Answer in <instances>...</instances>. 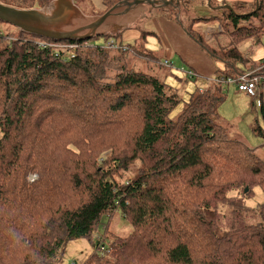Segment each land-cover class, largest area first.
Wrapping results in <instances>:
<instances>
[{
	"label": "trees",
	"instance_id": "obj_1",
	"mask_svg": "<svg viewBox=\"0 0 264 264\" xmlns=\"http://www.w3.org/2000/svg\"><path fill=\"white\" fill-rule=\"evenodd\" d=\"M50 1L0 0L22 9ZM117 1L102 0L101 12ZM167 18L177 22L173 8ZM197 20L217 22L212 40L230 37L215 48L183 26L222 62L217 73L236 77L264 65L247 67L239 49L264 36V0L248 13L221 9ZM14 29L0 32V264H61L66 243L90 240L100 225L103 233L81 264H264V200L247 204L255 188L264 196V161L216 121L222 84L195 88L182 100L168 78L128 67L132 56L157 59L142 54L136 40L123 43L121 33L84 45ZM109 39L118 47H105ZM71 43L78 47L56 46ZM169 73L177 84L184 78ZM255 75L264 79V67ZM262 129L255 131L264 139ZM108 212L132 231L110 232ZM100 244L107 251L99 254Z\"/></svg>",
	"mask_w": 264,
	"mask_h": 264
},
{
	"label": "rangeland",
	"instance_id": "obj_2",
	"mask_svg": "<svg viewBox=\"0 0 264 264\" xmlns=\"http://www.w3.org/2000/svg\"><path fill=\"white\" fill-rule=\"evenodd\" d=\"M210 0H173L172 4L166 5L163 8H150L148 15L145 19L138 21L136 26L138 27L139 33L144 30H150L156 34V36L149 35L144 41L140 38H137L135 41L136 48L142 53L149 56H153L157 59L156 63L146 61V57L132 56L128 61V67L136 71L150 72L160 79H169L176 86V91L182 100L187 98V94H190L194 87V82L189 80L185 74L182 73L183 79L177 84V79L174 78L169 73V69L159 63L164 62L165 60H171L176 63L181 68V62L179 60V55L172 53V56L166 52L169 50L176 51L179 49V45L174 43V40L169 37L166 43L163 41L161 25L164 26V22H169L167 16H169V10L174 9L177 16V22H174L177 26L183 29L184 27H190L194 32L205 33L207 26L202 20L194 21L195 18L205 17L211 15H218L221 11V6L227 5L230 7L229 10L237 14L248 13L252 10L253 4L256 2H234V0H224L227 2L219 3L216 0H212L213 3L219 5L208 6ZM220 2L223 0H219ZM78 6L82 11L87 15H96L102 13L104 6L102 0H76ZM204 3V4H200ZM43 7V6H42ZM40 8V7H35ZM213 11V14L210 15L209 9ZM156 18L157 20H154ZM217 22H211V25L216 29ZM157 29L158 32L155 30ZM0 32L3 34L15 33L16 30L14 26L8 25V23H0ZM209 37L212 36L211 32L208 34ZM106 36H100L92 39V42L98 44L102 41H105ZM212 47L218 48L219 45H228L230 43V37L226 34L219 35L216 39L209 42ZM197 45V44H196ZM198 46V45H197ZM199 47V46H198ZM252 48L251 51L248 49ZM241 52L247 54L248 61L246 63L247 67L256 64L264 63V36L261 37L260 43L253 44L251 41L247 43H242L239 45ZM214 69H223L224 65L219 60L213 61ZM242 66V65H241ZM176 67V68H178ZM175 69V68H174ZM214 71V72H215ZM175 74H178V71H174ZM206 83V79L210 78L209 76L202 77ZM262 84L260 85V96L255 99H251L246 96L244 93L237 90L236 85H222L225 94V100H223L217 106V113L219 119L216 120L224 127H226L227 133L234 139L241 141L246 144L250 149L254 150V153L257 157L264 161V139L260 134L255 131V128H264V79L261 78ZM207 85V84H206ZM188 90H185V88ZM191 90V91H190ZM239 93L238 95H236ZM263 105V110H261V105ZM183 107V102L178 104V106L170 114V118H175L177 114L180 113ZM263 130V129H262ZM1 135V131H0ZM136 168L133 167L130 170V175L134 176ZM37 178L36 174L29 175L28 179L32 182ZM264 196L262 191L259 188L254 189V196L247 201V204L253 208H256L257 205L263 202ZM108 218L112 217L110 224L108 226L109 231L113 232L117 236H126L132 231V227L127 223L119 213L108 212ZM104 218V222L106 221ZM250 219V218H249ZM108 221V220H107ZM107 224V223H106ZM103 227L99 226L98 230L92 235L91 239H73L66 243L64 252L61 257V264H81L93 251V243L99 236L103 233ZM107 229V225H106ZM184 235L186 237H192L193 232L190 233L189 230L184 229ZM204 238V237H203ZM208 238V237H207ZM210 240V237L208 238ZM201 240V239H200ZM199 242V241H198ZM208 244L207 242H204ZM197 246L199 243L196 244ZM216 245V244H215ZM97 248L98 253L100 254L103 251H107L106 247Z\"/></svg>",
	"mask_w": 264,
	"mask_h": 264
},
{
	"label": "water",
	"instance_id": "obj_3",
	"mask_svg": "<svg viewBox=\"0 0 264 264\" xmlns=\"http://www.w3.org/2000/svg\"><path fill=\"white\" fill-rule=\"evenodd\" d=\"M76 0H51L40 8L22 9L0 2V21L21 32L53 41L117 36L146 18L150 8H163L173 0H118L106 11L87 15ZM221 9L229 10L223 5ZM247 191L245 188L244 192Z\"/></svg>",
	"mask_w": 264,
	"mask_h": 264
},
{
	"label": "crops",
	"instance_id": "obj_4",
	"mask_svg": "<svg viewBox=\"0 0 264 264\" xmlns=\"http://www.w3.org/2000/svg\"><path fill=\"white\" fill-rule=\"evenodd\" d=\"M240 1L249 3L250 1L253 2L254 0H234V2H240ZM216 2L224 3L227 1L223 0L220 2L219 0H216ZM200 4H204V3H200ZM211 4L214 5L215 3H213V1L211 0ZM215 5H219V4L217 3ZM209 11H210V15L213 14V11L211 10V8L209 9ZM220 14H221V11L219 12V15ZM154 20H157V19L154 18ZM174 22H173V20H169V22H164L165 23L164 26L161 25L160 27L162 30V37H163L164 43H166L170 37L174 40V43L179 45V49H177L176 51L169 50L166 53L169 54L170 56H172V53L178 54L179 60L181 62V64H180L181 68L179 69L178 65L171 60H167L168 61L167 67L170 70H173V72L178 71V70H184L186 72V71L190 70L193 73H195L194 77H192V79H189V80L194 82V87L192 90L197 88L199 91H200V89H202V91L204 92L208 87L212 86L211 85L212 82H210L209 78H208V79H206V83H205V81L203 80L202 77H204V76L212 77V76H215L218 73H220V72L217 73L218 69H216V71L214 69L213 61H215V60L209 58L205 54V52L202 51L196 45V43L194 41H192L189 38V36L186 35L185 31L182 28H180L179 26H177ZM155 30L158 32L157 29H155ZM214 30H216L214 27L207 26V28L205 29V33H204V38L206 41H208V42L212 41V36L209 37L208 34L210 32L212 34V32ZM144 31H146L148 33L146 38L149 35L156 36V34L150 30H144ZM121 34H122L121 35V41L123 43L124 42L125 43L126 42L131 43L140 37V33L138 31L137 26H135V28H133V29L125 30ZM248 50H252V48L251 49L249 48ZM243 54L245 55V53H243ZM246 56H247V54H246ZM169 62H171V63H169ZM161 63L163 64L162 61H161ZM176 67H178V68H176ZM185 72H182V73L184 74ZM182 73L179 72L177 75L183 76ZM185 90H188V88L186 87ZM238 94L239 93H237L236 95H238ZM262 109H263V105H262Z\"/></svg>",
	"mask_w": 264,
	"mask_h": 264
},
{
	"label": "built area",
	"instance_id": "obj_5",
	"mask_svg": "<svg viewBox=\"0 0 264 264\" xmlns=\"http://www.w3.org/2000/svg\"><path fill=\"white\" fill-rule=\"evenodd\" d=\"M38 44H39V46L44 47L46 43L38 42ZM83 44L88 45L89 43H87L84 40ZM104 45L107 48H117L118 47V44H117L115 39L107 40ZM56 46L69 50V49L77 48L78 43L56 44ZM122 48L126 49V46L122 45ZM164 65L168 66V62L165 61ZM263 67H264V65L258 69H261ZM258 69H253L251 71L240 73L236 77H228V76H224L221 73H218L217 75L210 77L209 81L212 82L213 84H222V85L233 84V85H236L237 90L239 92L244 93L246 96L250 97L251 99H255V98H258L260 96V85H261V78H262L260 76L255 75L256 70H258ZM200 90L202 91V89H200ZM101 250H103V246H102Z\"/></svg>",
	"mask_w": 264,
	"mask_h": 264
},
{
	"label": "clouds",
	"instance_id": "obj_6",
	"mask_svg": "<svg viewBox=\"0 0 264 264\" xmlns=\"http://www.w3.org/2000/svg\"><path fill=\"white\" fill-rule=\"evenodd\" d=\"M211 85H212V83H211ZM201 91V90H200ZM261 105V104H260Z\"/></svg>",
	"mask_w": 264,
	"mask_h": 264
}]
</instances>
